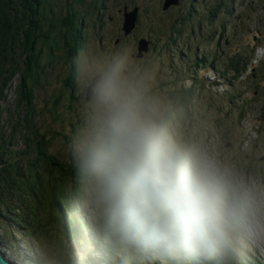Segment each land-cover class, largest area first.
Returning <instances> with one entry per match:
<instances>
[{"label": "rangeland", "instance_id": "1", "mask_svg": "<svg viewBox=\"0 0 264 264\" xmlns=\"http://www.w3.org/2000/svg\"><path fill=\"white\" fill-rule=\"evenodd\" d=\"M168 1L33 0L25 7L22 0H0V28H5L0 51L11 47L5 65L16 74L0 95V194L17 193L9 189L11 177L28 190L35 175L42 188H34L26 203L36 199L38 218L52 220V228H59L62 220L68 230L53 229L42 237L39 229L33 238L29 229L0 212V256L5 263L161 264L119 249L109 254L106 247L112 245L98 233L85 204L87 182L78 172L75 177L68 174L66 139L90 111L70 67L85 43L96 56L127 54L126 74L147 88L150 102L179 142L218 154L240 177V169L247 168L251 182L264 186V0ZM211 3L218 5L217 16ZM258 31L263 33L257 39ZM190 51L203 57V63H190ZM30 96L34 109L25 105ZM10 138L15 146L2 145L1 140ZM52 160L62 166L51 165ZM19 170L32 180L17 177ZM53 182L73 197L70 204L62 196L68 210H56L55 217L46 206ZM79 190L83 200L76 194ZM12 201L18 204L17 197ZM82 217L90 235L82 230ZM233 257L227 261L264 264V243L245 242Z\"/></svg>", "mask_w": 264, "mask_h": 264}, {"label": "clouds", "instance_id": "2", "mask_svg": "<svg viewBox=\"0 0 264 264\" xmlns=\"http://www.w3.org/2000/svg\"><path fill=\"white\" fill-rule=\"evenodd\" d=\"M128 64L126 53L96 56L88 43L71 59L90 111L64 149L70 173L88 184L98 233L161 264H225L245 242L264 243V186L179 142Z\"/></svg>", "mask_w": 264, "mask_h": 264}, {"label": "trees", "instance_id": "3", "mask_svg": "<svg viewBox=\"0 0 264 264\" xmlns=\"http://www.w3.org/2000/svg\"><path fill=\"white\" fill-rule=\"evenodd\" d=\"M22 2L25 4V7H26L28 4H32L33 0H22ZM0 11H1V6H0ZM71 20L74 21L73 19H71ZM3 29H5L4 26L0 28V43H1V41H5ZM74 40H76V39H74ZM15 42H16V40H15ZM72 43L75 44V42H72ZM10 50H11V47L6 46V47L2 48L0 51V95L4 89V86H5V91L10 88L9 83L13 82L14 77L16 75L15 73H10V71L7 70L8 62L5 65V60L8 59V56L10 54ZM8 69H10V68H8ZM25 105L30 109L35 108L33 96H30L27 98ZM1 136H3V134H2V130L0 129V138H1ZM1 141H2V145H4V143H6V144H8V146H10V145L15 146V143L13 142V138H10L9 140L3 139ZM25 146L29 147V144L26 143ZM50 164L51 165L57 164L55 166H62V164L57 160H52L50 162ZM0 165H1V167L3 166V164H1V162H0ZM31 169H32V173L36 172L35 164L32 166ZM68 174L72 175L70 172ZM16 176L20 177L22 179H25V180H32V177L30 175H28L27 172H23L21 170H19L18 173H16ZM75 176H77V175H73V177H75ZM11 179H12V182L9 183V187H10L9 189L12 191L14 189L17 193L15 195L7 193L5 196L3 194H0V212L2 214L6 213L7 217L13 218L16 222H18L21 229H25V228L29 229V232H32V235L34 236V237L31 236L30 238H32V237L37 238L36 236L38 234V231H40V230H42V231H40V234L42 237H44V235L46 233H51V231L53 229H54V231H55V229H59V231L62 230L64 233L68 232V230L66 228H64V226L62 224V222H61L62 220H59V222H57V223H59V226H60L59 228H54V227L52 228V224H51L52 220L50 221L47 217H43V216L38 218L35 215V214H38L35 211V207L39 206V205L38 206L36 205V199L30 200L33 206L27 204L29 201L26 203V201L29 200V198H30V194L33 193L32 191L34 190V188H38L39 191H40L39 188H42L41 181L35 183V179H36L35 175H34L33 182H31L32 184L30 185V187H28V190H23L24 187L23 188L18 187L15 183V180L12 177H11ZM47 191L49 193V199H47V203H46L48 214H53L55 217L56 210L59 211L58 213H60L61 211L68 210V206L65 203H62L61 200H63V197H65L66 200H68L67 198H69L70 204H71L73 197H71L66 190H64L61 186L59 187V185L57 183L53 182L52 185H50L47 188ZM76 194L81 196L82 195L81 190L77 191ZM14 197H17V199H18V204L14 202V205L17 206V208L14 207V205L12 203L13 202L12 198H14ZM81 198H82V200L84 199L83 196H81ZM30 199H32V198H30ZM63 201H65V200H63ZM67 203L69 204V202H67ZM46 220H48L47 224H45ZM53 222L55 223L56 221L53 220ZM82 223H86L85 220L83 219V217H82V221L80 222L82 230H83L85 235H90L88 229H86ZM87 224L90 225L89 222H87ZM33 225H34V227H38V229L36 228V230L35 229L33 230ZM94 226H96V225L94 224ZM95 236H96V234H95ZM100 237H102V236H100ZM48 238H50V236H48ZM108 250H110L109 254H111L112 256L116 255V252H115L116 248L115 247L113 249V246L108 245L106 247V251H108ZM124 262L126 263V262H128V260L124 259ZM232 262H233V260L229 261L230 264H232ZM108 264H110V263H108Z\"/></svg>", "mask_w": 264, "mask_h": 264}, {"label": "flooded vegetation", "instance_id": "4", "mask_svg": "<svg viewBox=\"0 0 264 264\" xmlns=\"http://www.w3.org/2000/svg\"><path fill=\"white\" fill-rule=\"evenodd\" d=\"M180 2V1H179ZM181 3V2H180ZM205 3V2H204ZM211 9H213L214 10V12H215V15L217 16V14H216V11H217V9H218V5H216L215 6V4L214 3H211ZM262 31H258V34H259V36H257L256 38L258 39V38H261L262 37ZM261 49H263L262 47H261ZM177 51H179V49L177 50ZM190 53L192 54V57L190 58V56L191 55H187L186 57L189 59V62L190 63H194V62H197V64H199V63H203V60H204V58L202 57V58H200L198 55H197V53H194V52H192V51H190ZM186 57H183V58H185V60H186ZM253 71L255 70L254 68L252 69ZM205 73H207V71L205 72ZM196 80V79H195ZM194 80V81H195Z\"/></svg>", "mask_w": 264, "mask_h": 264}, {"label": "bare ground", "instance_id": "5", "mask_svg": "<svg viewBox=\"0 0 264 264\" xmlns=\"http://www.w3.org/2000/svg\"><path fill=\"white\" fill-rule=\"evenodd\" d=\"M145 42H147V41H145ZM145 44V43H144ZM208 73V72H207ZM206 74V73H205ZM257 138H251V140L250 141H252V142H257ZM256 156H257V154H255L254 156H252V158L254 159V161H255V159H256ZM240 159H241V156H240ZM252 161V160H251ZM246 170H247V168L245 169V170H243L242 168L240 169V175L242 176V174L244 173V177L242 176V178L247 182L248 181V179H249V177L248 176H250V175H248L247 173H245L246 172ZM253 178V177H252ZM252 178H251V176H250V179H249V181L251 182V181H253L252 180ZM10 258V257H9ZM231 258H234V257H231ZM4 263V262H3Z\"/></svg>", "mask_w": 264, "mask_h": 264}, {"label": "water", "instance_id": "6", "mask_svg": "<svg viewBox=\"0 0 264 264\" xmlns=\"http://www.w3.org/2000/svg\"><path fill=\"white\" fill-rule=\"evenodd\" d=\"M176 2H179V0H169L168 1L169 4H173V3H176ZM0 264H7V263H5L4 260H2V257L1 256H0ZM11 264H13V263H11Z\"/></svg>", "mask_w": 264, "mask_h": 264}]
</instances>
